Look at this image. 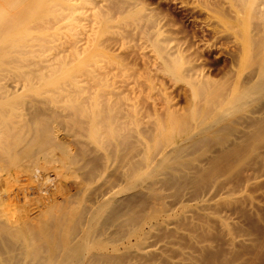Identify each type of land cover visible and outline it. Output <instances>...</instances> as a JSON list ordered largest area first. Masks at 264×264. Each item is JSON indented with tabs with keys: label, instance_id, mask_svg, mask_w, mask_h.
Segmentation results:
<instances>
[{
	"label": "rangeland",
	"instance_id": "374dc122",
	"mask_svg": "<svg viewBox=\"0 0 264 264\" xmlns=\"http://www.w3.org/2000/svg\"><path fill=\"white\" fill-rule=\"evenodd\" d=\"M231 11L221 0H0V111L15 126L12 135L16 132L9 151L1 152L0 144V264L56 263L51 241L78 239L85 229L92 239L87 238L84 264H264V137L257 139L251 123L254 116L264 119V95L257 98L261 101L230 107L231 96L243 90L262 61L257 59L261 18ZM144 12L161 18L180 44L177 63L196 64L197 75L167 72L162 56L148 53L150 42L134 39L138 34L131 31ZM211 30H222L225 38H214ZM120 36L134 40V54L102 43ZM196 76L210 87L196 91L190 83ZM117 84H124L118 93ZM216 97L224 116L214 127L223 125L222 130L205 136L199 126L219 112ZM207 103L217 112H208ZM34 118L58 147L56 141L43 145V137L33 134ZM164 132L172 134L171 142L167 136L163 141ZM244 133L256 139L250 144L246 137L249 149L243 141L245 148L237 150ZM179 143L182 158L174 153L171 158H184L183 163L168 164L169 154L166 172L162 167L161 173H149L158 154ZM122 153L126 158L117 160ZM170 168L172 176L166 174ZM127 172L134 173L132 179ZM106 193H112L106 197L109 204L100 205L106 210L99 212L98 230L90 232L87 212ZM105 222L110 225L104 227Z\"/></svg>",
	"mask_w": 264,
	"mask_h": 264
},
{
	"label": "bare ground",
	"instance_id": "6f19581e",
	"mask_svg": "<svg viewBox=\"0 0 264 264\" xmlns=\"http://www.w3.org/2000/svg\"><path fill=\"white\" fill-rule=\"evenodd\" d=\"M216 1H218V0H216ZM220 1V0H219ZM217 3H219V2H217ZM118 3H116V5H117ZM131 4V3H130ZM221 4H222V6H224V8L225 7H228V9H231L232 11H234L237 15H239L240 14V12L242 11V10H247V11H249L250 12V14H255L256 16L257 15H259L260 16V21H259V19H258V24L262 27H260L261 29H262V37L260 36V40H261V42H260V47H261V45H262V49L261 48H258L259 49V53L257 54V59H261L262 61L260 62V63H258L257 64V66L254 68V70H253V72L251 73V75H250V78L248 79V81H247V84L245 85V86H243V90L241 91V92H238L237 93V95L236 96H234V95H232L231 97L232 98H230V102H231V104L232 105H230L229 103V105H230V107H232V108H237L238 109V107H242L244 104H246L247 102H249L250 103V101H252V100H254V99H257L259 96H261L262 97V95H264V0H221ZM220 5V4H219ZM223 8V7H222ZM230 11V10H229ZM231 11V12H232ZM142 14V13H141ZM143 15V16H142ZM141 16H139L140 17V21L142 20V18H143V20L140 22H137V24H134V26H136L135 27V29H132V33H134V31H136L137 33H135V35L136 34H138V35H136L135 37L136 38H134V39H137V38H139L140 37V42L142 41V39H143V37L148 41V42H150V49H149V51L150 52H148V53H153V52H155L154 54H156V56L159 54V56H162V60H164V62H163V64H164V70H166L167 72H170L171 74H174V75H176V76H180V77H186L185 75H187V74H189V75H197L198 73H197V65L196 64H193V63H188V64H186V65H183V66H181L179 63H177V56L179 55V53H180V51H181V47H180V44H179V42L176 40V38L174 37V36H172V34L171 33H169L168 32V30L166 29V27H165V23L164 22H162V20H161V18H157V17H155L151 12H144V14H142ZM259 16H257V17H259ZM138 17V18H139ZM142 17V18H141ZM208 19H209V17H208ZM138 21V20H137ZM262 21V23H260ZM130 26H133V25H130ZM134 26L132 27V28H134ZM258 27V28H259ZM131 29V28H130ZM260 30V29H259ZM211 33H212V35H213V37L214 38H216V39H219L220 40V38H221V40H222V38H225V37H223V36H225V33L222 31V30H211ZM210 33V34H211ZM133 35V34H132ZM134 36V35H133ZM111 37H114V36H111ZM110 37V38H111ZM142 37V38H141ZM107 38V37H106ZM105 38V39H106ZM126 40H128V39H126ZM138 40V39H137ZM146 40H145V43H146ZM257 40H259V39H257ZM130 41V40H129ZM129 41H125V40H123V37H121L120 36V38H112V39H107V40H104V41H102V43L104 42L105 43V47H108L109 49L111 48H113V49H122V50H124V51H122V50H120V51H122V52H126L127 51V53H131V52H133V54H134V51L133 50H135L136 48L134 47L136 44H135V42H134V44L132 43L133 41H132V39H131V43L129 42ZM221 42V41H220ZM103 43V44H104ZM148 44V43H147ZM239 44V43H238ZM137 45H138V43H137ZM145 45V44H144ZM147 46H149V45H147ZM135 49H134V48ZM139 47V46H138ZM143 48H144V46H143ZM138 49V48H137ZM261 49V50H260ZM137 51V50H136ZM139 51V50H138ZM148 51V50H147ZM141 52H143V51H141ZM138 53V52H137ZM140 53V52H139ZM141 54H144V53H141ZM262 55V56H261ZM259 56H260V58H259ZM158 57V56H157ZM118 83H120V82H118ZM122 83V82H121ZM125 83V82H124ZM128 83V82H127ZM190 83L192 84V86H194L195 87V89H196V91H197V89L198 90H205V88H209L210 87V85L208 84V83H206V82H204L202 79H201V77L200 76H196V77H194V80H190ZM116 84V83H115ZM129 84V83H128ZM13 85V84H12ZM11 85V86H12ZM15 85H16V83H15ZM114 85V84H113ZM118 85V84H117ZM116 85V88L114 89V90H116V89H121L122 88V86L124 87V84H119L118 86ZM208 85H209V87H208ZM14 86V85H13ZM149 87H150V85H148ZM15 88H17L16 86H15ZM18 89V88H17ZM124 89V88H123ZM20 90V89H19ZM122 90V89H121ZM120 90V91H121ZM149 90H151V88L149 89ZM208 90V89H207ZM241 90V89H240ZM117 91V90H116ZM115 91V92H116ZM114 92V91H113ZM149 92V91H148ZM199 92V91H198ZM117 93H118V91H117ZM157 93V92H156ZM218 94V93H217ZM221 95H222V93H220ZM219 94V95H220ZM213 95V94H212ZM218 95V97H220ZM117 96V95H116ZM214 96V95H213ZM217 96V95H216ZM234 96V97H233ZM152 97V96H151ZM208 97V96H207ZM211 97V96H210ZM210 97H208V99L207 100H209V101H211L210 100ZM215 97V96H214ZM214 97H212V98H214ZM218 97H216L214 100H215V105H216V101L218 100V102H222V101H219V98ZM222 97V96H221ZM218 98V99H217ZM149 99H150V97H149ZM153 99V98H152ZM156 99V98H155ZM197 99V98H196ZM165 100V98H163V101ZM201 100V99H200ZM199 100V101H200ZM229 100V99H228ZM257 100H260V98L259 99H257ZM205 101V100H204ZM256 101V100H255ZM261 101V100H260ZM194 102H195V98H194ZM193 102V103H194ZM207 102V101H206ZM214 102V101H213ZM212 102V103H213ZM217 102V103H218ZM229 102V101H228ZM151 103V102H150ZM211 103V102H210ZM226 103V102H225ZM200 104H202V102L200 103ZM200 104H198V105H200ZM219 104V103H218ZM129 105H130V103H129ZM133 105V104H132ZM196 105V104H195ZM194 105V106H195ZM204 105H205V103H204ZM207 105L209 106L210 104H208L207 103ZM210 106H212V104L210 105ZM207 107V111L209 112V110L212 108V107ZM36 107V106H35ZM38 107V106H37ZM36 107V108H37ZM133 107V106H132ZM198 107H200V106H198ZM198 107H197V111H198ZM218 107H220L221 109H222V105H220L219 104V106L218 105H216L215 106V109L217 108V110H219V112L216 114V117H213L212 118V120H210L209 121V123L208 124H202V126L203 125H205L204 127H200L199 126V128L201 129L200 131H201V133L200 134H202V132L205 134V136H207V135H210L211 134V136L214 134V133H216L217 131H220V130H222V126H221V129L220 130H218L217 128H215L214 126V124H215V122L217 121L218 122V120L220 119V118H222V116H224L223 114H224V112L221 114L220 113V108L218 109ZM2 108V107H1ZM42 108V107H41ZM210 108V109H209ZM200 109V108H199ZM37 110V109H36ZM43 110V109H42ZM131 110V109H130ZM212 111H216V110H213V109H211ZM39 111V110H38ZM129 111V110H128ZM132 111V110H131ZM211 111V112H212ZM136 112V111H135ZM211 112H210V114H211ZM217 112V111H216ZM2 112L0 111V123H1V126H0V133L2 134V138H3V143H1L0 142V144L2 145V148H1V152H7V151H9V149L8 148H10L13 144H14V142H11L12 141V137H14V135L16 134V132H15V134L14 135H12V130H14L15 129V126L13 125V126H9V124H8V122L6 121V118H5V115L4 114H1ZM44 113V112H43ZM124 113H125V111H124ZM126 113H128L127 111H126ZM131 114V113H130ZM133 114V113H132ZM195 114H197V113H195ZM204 114V113H203ZM210 114H208V116L210 115ZM215 114V112L213 113L212 112V114L211 115H214ZM220 114V115H219ZM126 115V114H125ZM239 115V114H238ZM38 116V115H37ZM36 116V117H37ZM42 116H43V114H42ZM140 116V115H139ZM174 116V115H173ZM215 116V115H214ZM45 117V116H44ZM116 117V116H115ZM172 117V116H171ZM203 117V115L200 117V118H202ZM237 117H239V116H237ZM39 118V117H38ZM38 118H37V120H38ZM107 118V117H106ZM140 118V117H139ZM199 118V117H198ZM197 118V119H198ZM241 118V117H240ZM253 118H255V119H253V120H251V123H252V125L253 126H255V128H256V130L255 131H257V134H256V136H257V139H260V138H263L264 137V119H263V117H261V116H254ZM35 119V118H34ZM42 119H43V117H42ZM136 119H137V117H136ZM171 119H173V118H171ZM232 119V118H231ZM37 120L35 119V126H36V129H32V132H33V134L34 135H36V136H42L43 138H42V144L43 145H51L52 146V144L55 146V141L56 140H54V137H53V135L52 134H47V133H44L43 132V128H42V125L40 126V124H41V122H39L40 124L38 125L37 124ZM40 120V119H39ZM176 120H177V118H176ZM175 120V121H176ZM202 120V119H201ZM222 120V119H221ZM228 120V119H227ZM106 121V120H105ZM34 122V121H33ZM137 122V121H136ZM171 122V121H170ZM169 122V123H170ZM186 122V121H185ZM234 122V121H233ZM110 123V122H109ZM162 123V122H161ZM174 123V122H173ZM184 123V122H183ZM220 123V122H219ZM156 124V123H155ZM171 124V123H170ZM179 124V122H177V126H179L178 125ZM223 124V123H222ZM38 125V126H37ZM44 125H45V123H44ZM163 125V124H162ZM175 125H176V122H175ZM217 125V124H216ZM227 125V124H226ZM228 125H229V123H228ZM227 125V126H228ZM156 126V125H155ZM164 126V125H163ZM172 126V125H171ZM176 126V127H177ZM180 126H182V124L180 125ZM180 126H179V130H181V128H180ZM219 126V125H218ZM226 126V127H227ZM230 127L229 128H233L231 125H229ZM13 127V128H12ZM47 127V126H46ZM93 127V126H92ZM165 127V126H164ZM186 127V126H185ZM217 127V126H216ZM124 128V127H123ZM172 128V127H171ZM170 128V129H171ZM198 128V129H199ZM228 127H227V129H229ZM95 129V128H94ZM94 129H93V131H94ZM97 129V128H96ZM111 129V128H110ZM170 129H169V131H170ZM224 129H225V127H224ZM253 129V128H252ZM251 129V130H252ZM29 130L31 131V127H29ZM155 130V129H154ZM178 129H176V135H178V131H179ZM186 130V129H185ZM184 130V132H186ZM254 130V129H253ZM18 131V130H17ZM19 131H20V129H19ZM18 131V132H19ZM115 131V130H114ZM164 131V130H163ZM166 131V130H165ZM173 131L174 130H172L171 131V133H173ZM197 131V130H196ZM228 131H230V130H228ZM21 132V131H20ZM90 132V131H89ZM96 132V131H95ZM154 132V131H153ZM197 132V133H198ZM208 134H207V133ZM234 133H235V131H233ZM166 133H167V135H166ZM199 133H198V135H199ZM213 133V134H212ZM219 133V132H218ZM249 133V132H248ZM251 133V132H250ZM254 133V132H253ZM43 134V135H42ZM90 134V133H89ZM163 134H165V135H163V136H165V138L163 137V141H164V139H166L167 137L169 138H167L170 142H171V140H170V136L172 135H170V133L169 132H164ZM193 134V133H192ZM195 134V133H194ZM207 134V135H206ZM225 134V133H224ZM21 135V133H18V135L17 136H15V138H16V141L17 140H19V138L21 137L20 136ZM92 135H93V133H92ZM91 135V136H92ZM96 135V134H95ZM197 135V134H196ZM203 135V134H202ZM201 135V136H202ZM218 135H220V134H218ZM218 135H216L217 137H219V138H217L218 139V141H221V140H223V138L221 139L220 138V136H218ZM222 135V134H221ZM231 135H232V133H231ZM250 135V134H249ZM255 135V134H254ZM254 135L252 136V137H254ZM20 136V137H19ZM167 136V137H166ZM214 136V135H213ZM243 136V135H242ZM244 136H245V133H244ZM255 136V137H256ZM189 137H191V136H189ZM203 137V136H202ZM201 137V138H202ZM224 137V136H223ZM227 137V136H226ZM248 138V136L246 135L245 136V138H243V137H241V139L243 138L244 140H242V142H240V144H238L237 142H236V144H238V145H236V149L237 150H240V149H244L245 148V146H246V148L248 147V149H249V145L251 144V142L250 141H252L253 140V138L251 137V138ZM254 137V139H256ZM12 138V139H11ZM187 138V136L184 138V139H186ZM192 138V137H191ZM193 138H196V137H193ZM199 138V137H198ZM204 138V137H203ZM209 138V137H208ZM208 138L207 139H205V140H208ZM11 139V140H10ZM138 139H140V138H138ZM137 139V140H138ZM166 139V140H167ZM183 139V140H184ZM221 139V140H220ZM225 139V138H224ZM241 139H239V140H241ZM247 139V141L249 140V139H251V140H249L248 142H250V144L249 143H247V141H245ZM183 140H181V141H179V142H183L184 143V141ZM189 140V139H188ZM197 140V139H196ZM196 140H193V141H195L196 142ZM199 140V139H198ZM203 140V139H202ZM201 140V141H202ZM210 140H212V139H210ZM228 140V139H227ZM186 141V140H185ZM192 141V142H193ZM204 141V140H203ZM243 141L244 142H246V143H244V145H242L243 144ZM255 141V140H254ZM253 141V142H254ZM262 141H264V140H262ZM56 142H58V141H56ZM192 142H189V144H187V145H191L190 143H192ZM194 142V143H195ZM199 142V141H198ZM239 142V141H238ZM260 142V141H259ZM181 143H179V146H174L173 148H171V149H167V151H163V152H160V154H158V155H160L159 157L161 158H159L158 159V161H155L156 163H155V168H154V163H153V167H150L151 165H149V167L152 169V168H154L152 171H151V169H150V172L149 173H151V174H154V172H156V173H161V171H160V169L163 167V168H165V167H167V165L168 164H171V163H173V162H175V161H177V162H175V164L176 163H178V161H179V157H181L180 155H178L177 156V154H178V152H179V149H181V148H183V145H180ZM187 143V142H186ZM185 143V144H186ZM203 143V142H202ZM220 143H222V141L220 142ZM219 142H218V144H220ZM58 144H60L59 142L56 144L57 145V147L59 146ZM184 144V145H185ZM217 144V143H216ZM227 144V143H226ZM259 144V143H258ZM187 145H185V148H186V146ZM229 144H227V146H228ZM248 145V146H247ZM51 146H49V147H51ZM53 146V147H54ZM145 146V145H144ZM173 146V145H172ZM182 146V147H181ZM254 146V148H256L257 149V146L258 145H253ZM252 146V147H253ZM146 147V146H145ZM168 147V146H167ZM194 147V146H193ZM192 147V148H193ZM222 147H224V146H222ZM232 147V146H231ZM231 147H230V149L229 150H231ZM60 148H61V146H60ZM184 148V149H185ZM253 148V149H254ZM126 149V148H125ZM160 149V148H159ZM159 149H158V151L157 152H159ZM163 149H165L166 150V148H163ZM183 149V150H184ZM189 149H190V147H189ZM221 149V148H220ZM247 149V150H248ZM116 150V149H115ZM183 150H181L180 151V153H182V151ZM223 150H224V148H223ZM264 150V149H263ZM113 151V150H112ZM125 150H123V153H124V155H125V152H124ZM134 151V150H133ZM225 151V150H224ZM244 150H242V152H243ZM253 151V150H252ZM48 152V151H47ZM187 153H189L188 152V150L186 151ZM229 152V151H228ZM230 152H232V150L230 151ZM234 152V151H233ZM232 152V153H233ZM241 152V151H240ZM246 152H248V151H246ZM259 152V151H258ZM261 152V151H260ZM264 152V151H263ZM263 152H261V153H263ZM50 153V152H49ZM123 153H122V155L120 156V155H118V156H120V157H117V160H119L121 157H125L124 155H123ZM174 155V157L175 156H177L178 158L174 161V157L173 158H171V156H173L172 154ZM256 154H257V152H255ZM154 154V153H153ZM152 154V155H153ZM170 154V155H169ZM220 154V153H219ZM226 154H227V152H226ZM235 154H236V152H235ZM252 154V153H251ZM260 154V153H259ZM115 155V154H114ZM151 155V156H152ZM157 155V154H156ZM169 155V158H170V163H168L167 164V162H169V158L167 157ZM228 155V154H227ZM231 155H233V154H231ZM237 155H238V152H237ZM144 156H145V154H144ZM144 156H143V158H144ZM167 157V159H165L164 157ZM224 156H226V155H224ZM224 156H221L220 157V159L222 158V157H224ZM113 157V156H112ZM256 157V156H255ZM258 157V156H257ZM264 157V156H263ZM114 158V157H113ZM126 158V157H125ZM154 158V157H153ZM152 158V159H153ZM158 158V157H157ZM182 158V157H181ZM181 158H180V161H179V163L181 162V163H183L182 162V160H184V158L181 160ZM228 158V157H227ZM226 158V159H227ZM260 158H262V156H261V154H260ZM132 159V158H131ZM163 159H165V160H163ZM111 160V159H110ZM113 160V159H112ZM112 160L110 161V164L109 165H112L111 163H112ZM123 160V159H122ZM125 160V159H124ZM148 160H150V159H148ZM155 160V159H154ZM157 160V159H156ZM228 160V159H227ZM260 160V159H259ZM166 161V162H165ZM118 162V161H117ZM128 162V161H127ZM148 162V161H147ZM152 162H153V160H151V163L150 164H152ZM227 162V161H226ZM180 163V164H181ZM264 163V162H263ZM129 164V163H128ZM127 164V165H128ZM116 165V164H115ZM124 164H122V166H123ZM183 165V164H182ZM216 165V164H215ZM104 166V165H103ZM108 166V165H107ZM165 166V167H164ZM106 167V166H105ZM116 166H114V168H115ZM132 168H133V165L131 166ZM148 167V166H147ZM171 167V166H170ZM107 168V167H106ZM129 168V167H128ZM119 169V168H118ZM118 169L116 170L117 172H118ZM135 169V168H134ZM167 169H169V167H167ZM166 168H165V170H164V172H166V170H167ZM172 169H173V167H172ZM172 169L170 168V170H168V173H166V174H169V172H170V176H172V174L174 175V171L172 172ZM105 170H107V169H105ZM114 170V169H113ZM131 169H129V171H130ZM159 170V172H157ZM185 170V169H184ZM111 171V170H110ZM125 171H127V170H125ZM128 171V172H129ZM132 171V170H131ZM130 171V172H131ZM149 171V170H148ZM178 171V170H177ZM186 171V170H185ZM128 172L125 174L124 173V175H126V177H128L129 178V176H131L130 178L132 179V175L134 174V173H129L128 174ZM134 172V171H133ZM181 172V171H180ZM143 173V172H142ZM142 173H141V175H142ZM149 173H147L148 175H150ZM186 173V172H185ZM119 174V173H118ZM146 173H145V177H146V175H147ZM178 174H180L179 172H178ZM183 174V173H182ZM137 175V173H135V176ZM156 175H159V174H156ZM161 175V174H160ZM159 175V176H160ZM176 175V174H175ZM101 176V175H100ZM142 176H144V174L142 175ZM142 176H140V177H142ZM162 176V175H161ZM170 176H166L167 178H168V180L167 181H169V180H171V177ZM118 177V176H117ZM137 177V176H136ZM140 177L138 178L139 180H140ZM148 177V176H147ZM189 177V176H188ZM187 177V175H185V178H184V180L185 179H187L188 178ZM106 178H107V176H106ZM105 178V179H106ZM134 178V177H133ZM172 178H174V176L172 177ZM180 178V177H179ZM178 178V179H179ZM192 178V177H191ZM7 179V178H6ZM137 179V178H136ZM135 179V180H136ZM143 179V178H142ZM141 179V180H142ZM145 180H146V178H144ZM151 179V178H150ZM157 179V178H156ZM155 179V180H156ZM166 179V178H165ZM164 179V180H165ZM175 179V178H174ZM177 179V180H178ZM189 179V178H188ZM188 179H187V181H188ZM144 180V181H145ZM148 180H149V178H148ZM152 180V179H151ZM159 180V179H158ZM190 180V179H189ZM6 181V180H5ZM123 181H124V179H123ZM134 181V180H133ZM144 181H142V182H144ZM154 181V180H153ZM163 181V180H162ZM186 181V182H187ZM146 182H147V180H146ZM157 182V181H156ZM155 182V183H156ZM164 182V181H163ZM177 183L178 181H174V183ZM181 182V181H180ZM149 183V182H148ZM147 183V184H148ZM153 183V182H152ZM151 183V185L152 186H146V187H148L149 188V190H151L152 189V187H153V185L154 184H152ZM159 183V182H158ZM171 183V182H170ZM173 183V182H172ZM179 183V182H178ZM135 184V183H134ZM146 183H144V185H145ZM163 184V183H162ZM182 184V183H181ZM187 184V183H186ZM128 185V184H127ZM183 185V184H182ZM181 185V186H182ZM247 185V184H246ZM132 186H134V185H132ZM180 186V185H179ZM190 186V185H189ZM131 187V186H130ZM137 187V186H136ZM141 188V187H140ZM143 188V187H142ZM155 188V187H154ZM153 188V189H154ZM147 189V188H146ZM157 189V188H156ZM155 189V191H153L155 194H152V195H155L156 196V193H157V190ZM179 191V190H178ZM47 192V191H46ZM104 192V191H103ZM150 192V191H149ZM149 192H147V194H149ZM137 193V192H136ZM108 196H106L105 194H104V198H108L112 193H110V195L108 194V193H106ZM158 194V193H157ZM151 195V194H150ZM149 195V196H150ZM159 195H160V193H159ZM14 196V195H13ZM147 196V195H146ZM155 196H154V198H155ZM158 196V195H157ZM151 197V196H150ZM159 197V196H158ZM100 198V197H99ZM103 198V200L101 199V203H96L97 205H96V207H92V208H90L88 211H91L90 212V214H89V212H87L88 213V215L89 216H87V221H88V224L90 223V225H91V223H96L97 225H98V223H97V218H98V216H99V212H100V210H104L106 207L105 206H108V202H109V199H107L106 198V200ZM112 198V197H111ZM161 198H163V197H161ZM160 198V199H161ZM150 199V198H149ZM159 199V200H160ZM112 200H114V197L112 198ZM136 200V199H135ZM153 200V199H152ZM251 200V199H250ZM253 200V199H252ZM151 201V200H150ZM241 201V200H240ZM255 201V200H254ZM135 202V201H134ZM138 202V201H137ZM144 203L145 202H147V201H143ZM157 202V201H156ZM159 202V201H158ZM202 202V201H201ZM245 202V201H244ZM256 202V201H255ZM128 203V202H127ZM104 204V205H103ZM95 205V204H94ZM93 205V206H94ZM100 205H103L104 207V209L102 208V206H100ZM112 205V204H111ZM129 205V204H128ZM161 204H159V206H160ZM149 206V205H148ZM154 206V205H153ZM155 206H157V205H155ZM251 206V205H250ZM100 207L102 208V209H100ZM117 207V206H116ZM142 207H143V205H142ZM89 208V207H88ZM109 208V207H108ZM161 209H162V207H160ZM115 209V208H114ZM155 209H156V207H155ZM157 209H158V207H157ZM156 209V210H157ZM106 210V209H105ZM110 210H111V208H110ZM152 210V209H151ZM151 210H149L150 212H151ZM154 211L155 213V215L153 214V213H149L148 214V216H151V214L152 215H154V216H156V214H159V209L157 210V211ZM163 210V209H162ZM161 210V211H162ZM113 211V210H112ZM119 210H117L116 209V212L117 213H119L118 212ZM114 212V211H113ZM112 212V213H113ZM86 213V212H85ZM100 213H102V212H100ZM110 213V212H109ZM148 213V212H147ZM132 214V213H131ZM112 215V214H111ZM101 216H105V214H102ZM101 216H100V218L99 219H101L102 220V218H101ZM107 216V215H106ZM118 216V215H117ZM145 216V215H144ZM143 216V217H144ZM111 217V216H110ZM142 217V218H143ZM146 217H147V215H146ZM146 217H144V218H146ZM153 217V216H152ZM105 218L106 217H104L103 219L105 220ZM109 218V217H108ZM107 218V219H108ZM143 218V219H144ZM149 218V217H148ZM113 219H114V216H113ZM117 219V218H116ZM104 220H102V221H104ZM109 220H111V219H109ZM109 220L107 221V222H109ZM102 221L100 222L101 224H102ZM118 221V220H117ZM220 221H222V219L220 220ZM223 221H224V219H223ZM85 222V221H84ZM84 222H82V223H84ZM107 222H105L103 225H104V227L106 226V227H108L107 225L110 223H107ZM150 222V221H149ZM86 223V222H85ZM111 223H112V221H111ZM114 223V222H113ZM112 223V224H113ZM224 223V222H223ZM81 224V223H80ZM87 224V225H88ZM94 224H93V228H94V230L92 229V228H89V227H92V225L90 226V225H88V227H87V229H91V231L90 232H92V231H95V229L96 230H98L97 229V226H96V224H95V226H96V228H95V226H94ZM100 224V225H101ZM107 224V225H106ZM111 224V225H112ZM134 224V223H133ZM83 225V224H82ZM85 225V224H84ZM100 225L98 226L99 228H100ZM110 225V224H109ZM118 225V224H117ZM224 225V224H223ZM222 225V226H223ZM72 226V225H71ZM86 226V225H85ZM151 226V225H150ZM225 227V226H224ZM29 228V227H28ZM85 228V227H84ZM83 228V229H84ZM133 228V230L135 229H137V228H135V227H132ZM30 229V228H29ZM29 229H27V232L29 233V235H31V233H32V235L34 236V232L35 231H33V229H32V231H31V229L29 230ZM78 229H79V227L77 228V230L76 231H78ZM80 229H82V228H80ZM82 229V230H83ZM40 230V229H39ZM100 230V229H99ZM132 230V231H133ZM86 229L85 230H83V231H81V232H84L85 233V235L84 236H75V237H77L78 239H76V238H71L70 237V239H68V238H66V237H69V236H66L65 237V239L63 238V239H59L60 241V243H57L56 242V240L58 241V239H56V236H54L55 237V239L56 240H54V241H51V246H52V254H51V261L52 262H54V261H56L57 260V262L56 263H51V261L49 260V262L48 263H51V264H84V263H86L85 262V255H84V249H85V247H87L86 245L87 244H89V242H87L88 241V237H89V235H90V233L88 232V230L86 231ZM100 231H102V230H100ZM22 232H24V234H27V233H25L26 231H22ZM31 232V233H30ZM97 233H98V231H96ZM104 232H106V231H104ZM226 232H227V230H226ZM36 233V232H35ZM77 233V232H76ZM89 233V234H88ZM99 233H101V232H99ZM23 234V235H24ZM39 234V232L36 234V235H38ZM92 234H94V237H95V235H96V233H92ZM106 234V233H105ZM82 235H83V233H82ZM98 236H99V234H98ZM36 237V236H35ZM53 237V238H54ZM64 237V236H63ZM90 237H91V235H90ZM93 237V238H94ZM100 237H101V235H100ZM99 237V238H100ZM106 237V236H105ZM30 238H31V240H32V238L33 237H31V236H29V241H30ZM80 238V239H79ZM95 238H98L97 236L95 237ZM102 238H104V237H102ZM107 238V237H106ZM234 238V237H233ZM74 239H76V240H74ZM91 239H92V237L90 238V242H91ZM231 239V238H230ZM25 240V239H24ZM26 240H28V239H26ZM103 240V239H102ZM106 240V239H105ZM233 240V239H232ZM29 241H26L25 243L26 244H29ZM98 241H99V239H98ZM100 241H101V239H100ZM100 241H99V245H100ZM24 242V241H23ZM102 242V241H101ZM232 242V241H231ZM25 243H23V244H25ZM95 243H97V242H95ZM95 243H94V245H95ZM25 244V245H26ZM30 244H31V241H30ZM62 246H61V245ZM91 244H93V243H91ZM58 245H59V247H58ZM27 246V245H26ZM50 246V247H51ZM89 246V245H88ZM101 247V246H100ZM58 248L61 250L60 252H57L58 251ZM88 248V247H87ZM89 248H90V246H89ZM50 251H51V249H50ZM87 253V252H86ZM34 254V253H33ZM50 254V253H49ZM104 255H106V254H104ZM88 256V255H87ZM88 258V257H87ZM90 258V257H89ZM47 259V258H46ZM48 261V260H47ZM87 261V260H86ZM95 261V260H94ZM93 261V262H94ZM92 262V263H93ZM46 263V262H45ZM91 263V262H90ZM88 264V263H87Z\"/></svg>",
	"mask_w": 264,
	"mask_h": 264
}]
</instances>
